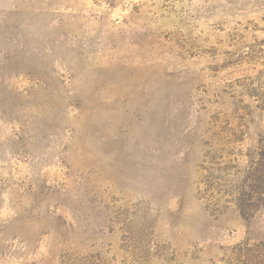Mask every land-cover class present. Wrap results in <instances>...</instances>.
I'll return each instance as SVG.
<instances>
[{"label": "rangeland", "instance_id": "obj_1", "mask_svg": "<svg viewBox=\"0 0 264 264\" xmlns=\"http://www.w3.org/2000/svg\"><path fill=\"white\" fill-rule=\"evenodd\" d=\"M0 264H264V0H0Z\"/></svg>", "mask_w": 264, "mask_h": 264}]
</instances>
